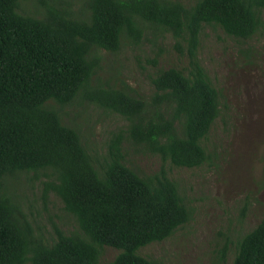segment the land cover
I'll return each mask as SVG.
<instances>
[{
	"label": "trees",
	"instance_id": "16d2710c",
	"mask_svg": "<svg viewBox=\"0 0 264 264\" xmlns=\"http://www.w3.org/2000/svg\"><path fill=\"white\" fill-rule=\"evenodd\" d=\"M78 1L74 9L72 0H0V264H158L138 250L168 239L191 211L164 167L139 173L122 144L177 168L211 162L206 144L220 93L200 65L198 39L218 27L249 40L260 31L264 0ZM165 33L185 48L187 66L155 71L147 99L100 80L102 51L155 44ZM77 100L126 123L102 151L64 119ZM30 173L43 205L58 198L72 230L50 217L49 236L35 226L11 186ZM233 247L231 264H264V220ZM105 248L117 251L109 261Z\"/></svg>",
	"mask_w": 264,
	"mask_h": 264
},
{
	"label": "rangeland",
	"instance_id": "374dc122",
	"mask_svg": "<svg viewBox=\"0 0 264 264\" xmlns=\"http://www.w3.org/2000/svg\"><path fill=\"white\" fill-rule=\"evenodd\" d=\"M72 2L74 9L81 6L78 0ZM260 16V31L249 40L228 37L218 27H206L199 36L198 60L220 93V114L206 144L211 162L177 168L142 147L122 144L127 163L139 173L152 175L164 167L191 211L188 223L168 239L138 250L158 264H231L236 238L264 220V11ZM147 41L143 39L137 47L125 46L117 54L102 51L100 80L112 78L115 87L147 99L153 92L150 76L155 71L187 66L185 48L179 49L170 34L159 35L155 44ZM148 58H155L156 65L147 63ZM66 111L65 121L74 122L97 152L103 150L111 133L126 127L120 116L80 105L78 100ZM31 175L23 174L11 186L25 211L33 212L29 215L35 226L49 236L50 217L60 228L72 230L75 224L58 198L49 195L43 205L41 188L29 179ZM226 240L224 261L219 263ZM116 253L105 248L102 260L109 261Z\"/></svg>",
	"mask_w": 264,
	"mask_h": 264
}]
</instances>
